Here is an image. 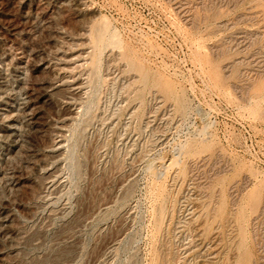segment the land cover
<instances>
[{
  "label": "rangeland",
  "instance_id": "374dc122",
  "mask_svg": "<svg viewBox=\"0 0 264 264\" xmlns=\"http://www.w3.org/2000/svg\"><path fill=\"white\" fill-rule=\"evenodd\" d=\"M0 264H264V0H0Z\"/></svg>",
  "mask_w": 264,
  "mask_h": 264
},
{
  "label": "bare ground",
  "instance_id": "6f19581e",
  "mask_svg": "<svg viewBox=\"0 0 264 264\" xmlns=\"http://www.w3.org/2000/svg\"><path fill=\"white\" fill-rule=\"evenodd\" d=\"M14 120L11 118H8L6 121V126H5V132H9L11 134V138L16 139L18 136H20V134L18 132H16L15 129V124H14ZM57 134L61 133V129L57 128L56 130Z\"/></svg>",
  "mask_w": 264,
  "mask_h": 264
}]
</instances>
